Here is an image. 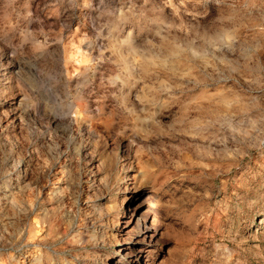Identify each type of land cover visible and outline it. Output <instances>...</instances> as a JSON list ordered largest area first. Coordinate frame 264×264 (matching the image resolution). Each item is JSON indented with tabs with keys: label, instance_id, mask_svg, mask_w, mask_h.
<instances>
[{
	"label": "rangeland",
	"instance_id": "1",
	"mask_svg": "<svg viewBox=\"0 0 264 264\" xmlns=\"http://www.w3.org/2000/svg\"><path fill=\"white\" fill-rule=\"evenodd\" d=\"M0 264H264V0H0Z\"/></svg>",
	"mask_w": 264,
	"mask_h": 264
},
{
	"label": "bare ground",
	"instance_id": "2",
	"mask_svg": "<svg viewBox=\"0 0 264 264\" xmlns=\"http://www.w3.org/2000/svg\"><path fill=\"white\" fill-rule=\"evenodd\" d=\"M134 208V207H133ZM128 213H129V211H128ZM136 213V212H135ZM135 215V214H134ZM139 215V214H138ZM132 216V212L130 213V215H129V217H131ZM131 220V219H130ZM135 220H136V223H137V227L139 226V228H140V230L142 231V232H146V234L147 233H150V231L152 232H155V228H153V227H151L150 225H148L147 224V222H146V218H145V216H137L136 218H135ZM157 229V228H156ZM150 235H152V234H150Z\"/></svg>",
	"mask_w": 264,
	"mask_h": 264
}]
</instances>
